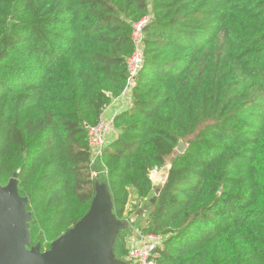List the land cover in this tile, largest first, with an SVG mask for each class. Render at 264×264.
<instances>
[{"label": "trees", "instance_id": "16d2710c", "mask_svg": "<svg viewBox=\"0 0 264 264\" xmlns=\"http://www.w3.org/2000/svg\"><path fill=\"white\" fill-rule=\"evenodd\" d=\"M147 16L144 69L103 157L115 219L163 170L133 223L166 237L157 264H264V0H0V185L17 176L42 252L90 212L88 130L125 91Z\"/></svg>", "mask_w": 264, "mask_h": 264}, {"label": "water", "instance_id": "95a60500", "mask_svg": "<svg viewBox=\"0 0 264 264\" xmlns=\"http://www.w3.org/2000/svg\"><path fill=\"white\" fill-rule=\"evenodd\" d=\"M188 148L189 144L181 141L176 151L182 155ZM162 186L156 187L154 197L131 217L132 223L152 209ZM98 187L99 181L96 182L97 193L90 212L55 240L49 250L42 252L39 247L27 249V246H31V219L27 199L19 193L17 176L7 186L0 185V264H103L106 235L113 224L120 222L108 209H97L98 203L101 206L97 195L102 194ZM122 261L127 263L130 259L124 257Z\"/></svg>", "mask_w": 264, "mask_h": 264}, {"label": "built area", "instance_id": "2783aa9c", "mask_svg": "<svg viewBox=\"0 0 264 264\" xmlns=\"http://www.w3.org/2000/svg\"><path fill=\"white\" fill-rule=\"evenodd\" d=\"M151 16L144 17L139 22L132 25V44L133 53L127 60L128 80L127 87L118 99L123 100L124 109L131 105L132 90L135 87L137 78L140 76L145 65V28L150 24ZM113 102V101H112ZM113 125L106 118V110L103 112L98 123L88 130V143L91 150V169L92 177L95 182L98 181L100 174L107 171H100L99 166L103 165V157L109 146V135L112 132ZM105 168V167H104ZM158 169L151 174L153 176ZM140 246H134L129 249V259L135 264H157L155 258L160 250L166 246V237L156 234H144L138 230Z\"/></svg>", "mask_w": 264, "mask_h": 264}, {"label": "rangeland", "instance_id": "374dc122", "mask_svg": "<svg viewBox=\"0 0 264 264\" xmlns=\"http://www.w3.org/2000/svg\"><path fill=\"white\" fill-rule=\"evenodd\" d=\"M115 135H117V133L115 132V130H113L111 132V135L109 138V143H110L112 137H114ZM164 175L165 174L163 173V170H157L155 172L154 176H152L155 186L158 187V186H160L161 183H164V179H165ZM102 180H104V179L102 178L101 181ZM98 188H99L100 193H103V192L108 193V191L105 190V189H107L106 185H104V184L102 185V183H101ZM153 196H154V193H152L150 198L146 199L145 201H142L141 207L149 199H151ZM132 203L136 204L137 201L135 199H133ZM133 204H131V207ZM133 216H135V214ZM139 221H140V223L143 222V220L140 219V220L136 221V223ZM132 232H133V223H132L130 218L126 221H120V223L113 224V226L110 228V232L107 233L106 239L104 240L106 250L103 253L104 254L103 259H102L103 264H125L122 261V259H121L122 257L118 251V244H119V242L122 241V239H126V242H127V238L129 237V235H131ZM27 249L31 250V246H27ZM128 257H126V258H128Z\"/></svg>", "mask_w": 264, "mask_h": 264}, {"label": "crops", "instance_id": "0c3cea01", "mask_svg": "<svg viewBox=\"0 0 264 264\" xmlns=\"http://www.w3.org/2000/svg\"><path fill=\"white\" fill-rule=\"evenodd\" d=\"M123 108H124L123 100L118 99V98H116L109 105V107H107V109H106V118L108 119L109 122L112 123V125H113V122L115 120V117L119 113L122 112ZM113 130H114V127H113L112 131ZM110 135H111V133H110ZM110 135H109V138H110ZM115 137H116V135L114 137H112V139H114ZM98 168H99L100 171H103V172L105 171V168L103 167V165H100ZM102 178L104 179V180H102L103 182L101 181ZM152 179H153V177H152ZM98 181H99V185L102 183V185L104 184V185L107 186V189H105V190H107L108 193H105V194L102 193L100 195H97L98 198H99L98 199V202L101 203V206H99V203L97 204V209L99 211H103V210L108 209V211H111L113 213V201H112L111 191H110V188H109L108 182H107V174L105 172L103 174H100V176L98 178ZM164 181H165V179H164ZM161 184H163V183H161ZM113 215H114V213H113ZM137 231H138V229L137 228H134L133 229V232L131 233V235H129V237L127 238L126 248L128 250L130 248L134 247V246H140L141 243H142V241L140 240V237H139V234H138ZM122 258H124V257H122Z\"/></svg>", "mask_w": 264, "mask_h": 264}]
</instances>
